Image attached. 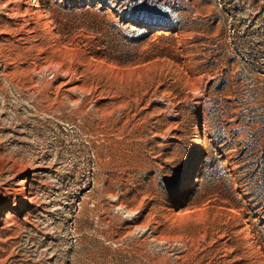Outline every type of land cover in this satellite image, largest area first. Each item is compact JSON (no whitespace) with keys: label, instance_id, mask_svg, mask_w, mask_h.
<instances>
[{"label":"rangeland","instance_id":"1","mask_svg":"<svg viewBox=\"0 0 264 264\" xmlns=\"http://www.w3.org/2000/svg\"><path fill=\"white\" fill-rule=\"evenodd\" d=\"M0 264H264V0H0Z\"/></svg>","mask_w":264,"mask_h":264}]
</instances>
